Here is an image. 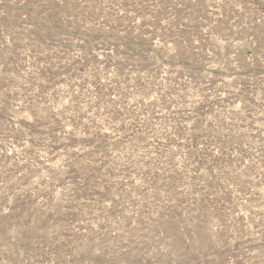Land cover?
Listing matches in <instances>:
<instances>
[{"label":"rangeland","instance_id":"rangeland-1","mask_svg":"<svg viewBox=\"0 0 264 264\" xmlns=\"http://www.w3.org/2000/svg\"><path fill=\"white\" fill-rule=\"evenodd\" d=\"M0 264H264V0H0Z\"/></svg>","mask_w":264,"mask_h":264}]
</instances>
